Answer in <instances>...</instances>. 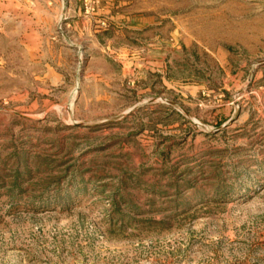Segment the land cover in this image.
Listing matches in <instances>:
<instances>
[{
	"label": "rangeland",
	"instance_id": "obj_1",
	"mask_svg": "<svg viewBox=\"0 0 264 264\" xmlns=\"http://www.w3.org/2000/svg\"><path fill=\"white\" fill-rule=\"evenodd\" d=\"M82 9L0 27V264H264V0Z\"/></svg>",
	"mask_w": 264,
	"mask_h": 264
},
{
	"label": "crops",
	"instance_id": "obj_2",
	"mask_svg": "<svg viewBox=\"0 0 264 264\" xmlns=\"http://www.w3.org/2000/svg\"><path fill=\"white\" fill-rule=\"evenodd\" d=\"M63 15L73 25L80 18L89 26L82 0H0V27L9 35L19 34L21 27H56Z\"/></svg>",
	"mask_w": 264,
	"mask_h": 264
}]
</instances>
